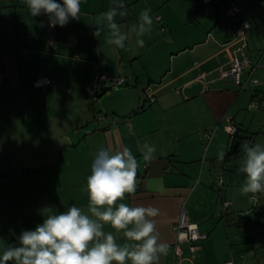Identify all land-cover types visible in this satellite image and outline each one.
Instances as JSON below:
<instances>
[{"label":"crops","instance_id":"obj_1","mask_svg":"<svg viewBox=\"0 0 264 264\" xmlns=\"http://www.w3.org/2000/svg\"><path fill=\"white\" fill-rule=\"evenodd\" d=\"M120 2L127 15L116 22L124 33L142 10L151 9L154 22L144 47L134 34L124 49L107 43V28L99 38L92 34L93 20ZM232 3L239 9L234 16L225 12ZM256 3L264 0H81L78 21L47 31L46 14L31 16L24 0H0V208L14 207L13 194L29 190L38 210H86L82 188L94 154L102 147H128L139 162L138 187L123 202L159 210L160 240L169 245L159 264H264V251L257 253L254 236L241 232L235 219L249 214L253 195H241L239 185H232L240 177L237 170L225 171L232 158L218 159L231 145L228 126L242 130L249 145L251 134L264 128V58H253L264 33L254 28L260 24ZM240 23L247 24L244 51L255 65L244 69L241 86L221 76L240 44L232 34ZM100 73L122 75L127 82L101 93ZM256 74L257 86L250 83ZM40 76L55 84L35 86ZM254 99L257 110L248 112ZM146 144L156 149L150 162L142 158ZM26 158L34 159L27 167L19 162ZM29 216L21 215L23 224H37ZM182 218L205 237L181 241L176 257Z\"/></svg>","mask_w":264,"mask_h":264},{"label":"clouds","instance_id":"obj_2","mask_svg":"<svg viewBox=\"0 0 264 264\" xmlns=\"http://www.w3.org/2000/svg\"><path fill=\"white\" fill-rule=\"evenodd\" d=\"M31 16L46 14L50 28L79 20L81 0H24ZM125 5L115 3L96 17L90 26L97 38L107 28V43L125 48L129 34L139 47L153 26L151 9L139 13L138 23L129 33L121 31L116 17H124ZM244 160L239 171L245 174L241 195L264 194V144L242 145ZM154 146L144 145L142 158H154ZM226 153L221 150L218 159ZM139 162L128 147L115 152L100 148L94 154L90 174L82 191L87 194L86 210L75 205L56 212L50 206L42 210L43 221L34 229L22 230L15 243L0 252V264H159L167 256L169 245L161 242L153 206H132L125 201L138 187ZM110 228L112 231H105ZM122 239L124 242H118Z\"/></svg>","mask_w":264,"mask_h":264},{"label":"rangeland","instance_id":"obj_3","mask_svg":"<svg viewBox=\"0 0 264 264\" xmlns=\"http://www.w3.org/2000/svg\"><path fill=\"white\" fill-rule=\"evenodd\" d=\"M257 6V13L259 15V18H257V23H260L257 27L254 26V28H256V31L259 30V27L262 28L263 32H264V5H262V3H256ZM260 7V8H259ZM255 45H257L256 50L254 51L256 53V56H253L255 62L256 60H258V57H260L263 54V58H264V33L262 35V38L260 39V41L258 43H256ZM261 65H264V61L263 63H261ZM260 65V67L263 69V67ZM264 70V69H263ZM254 80H257L258 83L260 82V79H258V75L256 74L254 77H252ZM252 80V79H251ZM245 81V80H244ZM115 90V89H114ZM113 90H110L108 92H111ZM256 97V96H255ZM255 101L257 99H254ZM253 100H251L252 102ZM248 106H245V109ZM258 107V106H257ZM250 108V107H249ZM255 109V111L257 110V108H250L248 109V112H253ZM246 112V110H245ZM248 118H250V115L247 114ZM249 122H247L248 124ZM246 124V125H247ZM252 127H255V124H252ZM251 129V128H250ZM213 130H211L210 133L211 135L214 134V132H212ZM253 131V130H251ZM252 138V143H261L264 144V128L261 130L256 131L255 133L253 132L251 134ZM205 140L208 141V135L205 136ZM34 157V155H33ZM49 159V158H48ZM244 160V152L243 149H240L237 154L235 156L232 157L231 159V163H229L228 167H225V171H230L233 170L236 172H240L239 169L242 166ZM34 161L33 158L29 159L26 158V160H22L19 159V162L23 165H25L26 167L31 165V163ZM53 160L49 159L48 163H52ZM239 165V167H237ZM235 174V173H234ZM235 178V177H234ZM245 180V174H243L242 172H240V177L239 180L232 185H239L237 186L238 188H241V186L243 185ZM17 190H19V192H24V190L22 189L21 185H17ZM27 193H33V194H27ZM15 195V205L14 207L10 208V207H6L0 208V252L3 251L4 248H6L9 244L15 243L17 237L19 236V234L21 233L22 230H26V229H34L35 226L37 224L40 223L41 217L43 216L42 210L38 208H35V194L34 192H29L26 191L25 193H14L13 196ZM29 195V196H28ZM253 195V201L250 200L249 204V210L251 209V211L249 212L248 215H244V213L241 214H236L235 215V219L236 221H241L240 222V231L243 233H249L251 234V236H254V241L253 244L255 247V250L257 251V253H261V251H264V194H251ZM8 196V193L4 194V199H6ZM12 196V197H13ZM30 197V198H29ZM30 200V202H28ZM253 207V208H252ZM35 209V210H33ZM37 212H34L36 211ZM40 211V212H39ZM237 211V210H236ZM34 213H36V217L31 216L35 215ZM30 215L29 217L32 219L33 223H37V224H32L26 226V224H23V219L21 218L24 215ZM243 217L245 219H243ZM40 218V220H39ZM43 218V217H42ZM237 222V223H238ZM244 223V224H243Z\"/></svg>","mask_w":264,"mask_h":264},{"label":"built area","instance_id":"obj_4","mask_svg":"<svg viewBox=\"0 0 264 264\" xmlns=\"http://www.w3.org/2000/svg\"><path fill=\"white\" fill-rule=\"evenodd\" d=\"M212 1H217V0H205V2H212ZM225 9H226L225 12L230 16L236 15L237 12L239 11L237 6L233 3ZM156 19H159V16H157ZM48 24H49V20H46L44 22V26L47 29V31H53L56 29V26L54 28H50L48 26ZM246 27H247L246 23H240L235 28L232 29V34H234L235 37H238L240 44L233 50L235 54L233 55L232 59L230 60L228 68L222 70V72H221V76L223 78L231 77L232 79H234L236 84H238L239 86L242 85V84H240L241 83L240 76L243 73L244 69L246 70V68H248V67L254 69V67H255L253 59L250 58V55H248L244 51L246 48V46H245L246 45L245 33H244ZM261 66L264 68V65H261ZM2 80H3V77H2V74H0V82H2ZM96 82H97V87H99L101 89V91L108 92L110 90H114V89L125 86L127 80L122 75H111V74L100 73V74H98V76L96 78ZM250 83L252 85H255V86L259 85L258 81L254 80V79H252ZM54 84H55V80L49 76H40L34 82V85L37 87L53 86ZM148 98L151 100L153 97L148 96ZM250 106L251 107H257L258 102L253 100L250 103ZM227 130H228L229 134L231 135L234 133L235 127L233 125L228 126ZM207 135L209 136V134H207ZM217 184L219 186L222 185L221 176H219V178L217 180ZM251 198L253 199L254 197L251 196ZM227 206H228V203L223 202V208L227 209L226 208ZM177 229H178V234L183 235V236L178 241V243L176 244V254H175L176 257H179L181 255V252H182V249L179 246V243L181 241L193 242V241H196L199 239H203L205 237V234L200 233L195 224L187 223L184 218H182L181 221L178 223ZM189 250L192 253L195 252L196 246L190 245ZM224 264H233V263H232V261H227Z\"/></svg>","mask_w":264,"mask_h":264},{"label":"trees","instance_id":"obj_5","mask_svg":"<svg viewBox=\"0 0 264 264\" xmlns=\"http://www.w3.org/2000/svg\"><path fill=\"white\" fill-rule=\"evenodd\" d=\"M98 89L101 93H104V91H101V89L99 87H98ZM240 131H242V130L235 127L234 133L231 134L232 140H231V145L229 147V150L225 155L226 159H230L233 156H235L237 154V152L240 149H242V145L245 144V139L248 138V136H246L244 133L240 134Z\"/></svg>","mask_w":264,"mask_h":264}]
</instances>
